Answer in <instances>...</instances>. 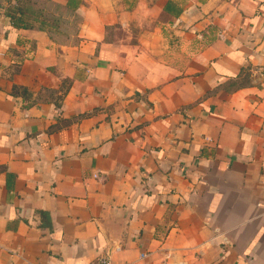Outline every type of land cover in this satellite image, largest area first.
Returning <instances> with one entry per match:
<instances>
[{"label": "crops", "instance_id": "1", "mask_svg": "<svg viewBox=\"0 0 264 264\" xmlns=\"http://www.w3.org/2000/svg\"><path fill=\"white\" fill-rule=\"evenodd\" d=\"M104 254L264 264V0H0V264Z\"/></svg>", "mask_w": 264, "mask_h": 264}, {"label": "built area", "instance_id": "2", "mask_svg": "<svg viewBox=\"0 0 264 264\" xmlns=\"http://www.w3.org/2000/svg\"><path fill=\"white\" fill-rule=\"evenodd\" d=\"M90 264H114V263L112 262L109 254H104L103 256L98 257Z\"/></svg>", "mask_w": 264, "mask_h": 264}, {"label": "trees", "instance_id": "3", "mask_svg": "<svg viewBox=\"0 0 264 264\" xmlns=\"http://www.w3.org/2000/svg\"><path fill=\"white\" fill-rule=\"evenodd\" d=\"M15 26H18L19 27L18 23H15Z\"/></svg>", "mask_w": 264, "mask_h": 264}]
</instances>
